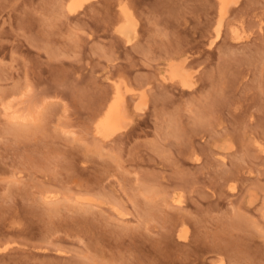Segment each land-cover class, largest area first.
Wrapping results in <instances>:
<instances>
[{
    "label": "rangeland",
    "instance_id": "1",
    "mask_svg": "<svg viewBox=\"0 0 264 264\" xmlns=\"http://www.w3.org/2000/svg\"><path fill=\"white\" fill-rule=\"evenodd\" d=\"M87 2L94 5L87 12H68L69 0H0V30L7 24L11 31L15 23L21 34L13 36L18 63H13L11 49L7 61L0 63V97H16L10 112L0 108V248H8L0 252V264H112L131 258L149 264L167 262L176 256L179 236L191 233L187 223L177 227V220L196 217L205 239L210 236L238 258L258 260L257 230L264 222V152L259 147L264 142V35L260 29L264 0L232 4L219 26L223 38L213 48L205 41L212 43L217 33V0ZM122 4L128 7L120 12ZM161 14L168 27H162L150 43L147 38L140 41L141 33L151 27L149 16ZM72 16L75 19L70 20ZM232 28L240 32L239 38L233 36ZM89 39L92 43L85 44ZM4 51L0 47V58ZM27 57L39 66L32 69ZM80 58L83 68L91 65L89 78L100 79L97 104L87 116L93 128L90 137L75 109L66 110L67 101L54 89L48 94L49 66L75 63L81 67ZM202 64H207V71H196ZM165 67L190 73L199 91L192 94L191 89L173 85L177 103L171 109L153 105L151 111L136 113L140 93L151 91ZM92 69L99 70L95 77ZM112 71L125 85L128 117L119 127L135 116L132 143L119 163L112 161L104 136L96 137L92 120L99 118L97 113L109 100ZM29 80L44 83L28 94L22 85ZM166 80L171 83L172 78ZM225 85L235 102L223 112L215 111L211 100ZM197 124H201L198 131ZM184 143L189 147L181 151ZM105 164L113 165L111 175H105L107 169L101 167ZM96 184L112 201L122 198L121 202L134 205L145 230L122 233L120 226L102 224V213L89 216L67 210L74 207L68 202L77 197L84 198L80 207H87V198L97 195ZM178 195L181 204L173 201ZM41 196L66 210L49 215L39 203ZM5 199L11 203L6 205ZM26 202L32 206L26 207ZM106 204L101 199L93 207ZM197 248L199 258L207 257L213 264L207 245L200 243Z\"/></svg>",
    "mask_w": 264,
    "mask_h": 264
},
{
    "label": "snow or ice",
    "instance_id": "2",
    "mask_svg": "<svg viewBox=\"0 0 264 264\" xmlns=\"http://www.w3.org/2000/svg\"><path fill=\"white\" fill-rule=\"evenodd\" d=\"M237 5L239 4V0H236ZM94 7L87 2V0H82V2L77 6V8H73L72 4L68 5V12H79V10L83 9L87 12L88 8ZM128 5H121V9L126 10ZM221 12L224 10V5L221 4ZM264 8V3L261 5ZM159 11V9H157ZM75 19V16L69 18ZM23 23V22H22ZM142 23H144L142 21ZM151 27H149L147 32H142L139 36L140 41H144L147 38V42L150 43L152 41L153 36L162 33V27H168L165 24L164 16H149V20L147 22ZM76 28H79L80 25H76ZM260 29L261 34L264 35V15L260 17ZM20 36L21 34L16 31L15 23L12 25L11 31L7 24H5L0 30V47L4 48L3 57L0 58V63H4L8 58V51L11 49V56L13 58V63H18V49L16 47L17 41L13 39V36ZM170 35V33H169ZM235 36L236 34L233 33ZM212 43H208L205 41L209 48H213L214 44L217 41H220L223 37L219 33L213 34ZM85 44H90L92 41L86 40ZM129 44H132V41H128ZM162 55V53H161ZM204 53H201V60H203ZM180 56H183V52L180 53ZM178 58V57H176ZM28 60H31V68H37L38 62L31 57H27ZM190 59V58H189ZM81 67H77L75 63L71 65H50L52 68V72L49 74V82L48 88L49 93L52 94L51 90H55V95L61 96L64 98L67 103L64 105L65 109H69L71 106L72 109H75L77 114L81 117L83 121V127L87 130L89 137L93 132L92 124L88 121V112L95 108L98 96L100 94V79L96 78L95 81L90 79L87 75L88 71L91 69V65H89L88 69L82 67L83 59H79ZM212 63H215L213 59ZM185 67H187V62H185ZM193 67L195 64L193 63ZM109 70H111V65H109ZM98 69H92L93 77L96 76ZM196 71L204 72L207 71V64H202L200 68L196 69ZM113 80L109 83H113L115 86V90L117 95L123 90V85L120 79L116 78V72L112 71ZM123 73H121V77ZM44 83V81H35L29 80L26 85H22V87H26V91L28 94H31L35 90V86ZM173 85H176L177 88L183 87L184 89H191V93L194 94L199 89L196 87L195 80L191 78L190 73H184L181 76L174 75L171 83H169L166 79L161 78L157 81L156 84L151 85L150 92H142L140 96L142 99L136 104V113H141L145 111H151L153 105L159 108L163 105L166 108L171 109L174 104L177 103L176 99L173 97ZM104 88H108V85L105 84ZM134 87V86H133ZM189 92H185L184 95H189ZM7 95L5 94L3 97H0V108H2L5 113L11 111V106L16 97H13L12 100L7 99ZM107 95L109 98L112 97V90L108 88ZM133 97L136 96V92L133 90L131 92ZM23 98V97H21ZM4 100H7V103H4ZM235 102V97L231 94L227 85L217 90L216 96L211 100V104L213 110L223 112L225 106H229ZM115 103V100H112V103H105V107L111 111L112 104ZM81 107L84 108V111H81ZM131 110V105H129V111ZM241 110V105L237 104V111ZM99 115V119L97 120L95 116L92 117V120L95 122V135L97 138L104 136L101 132V125L104 123L105 113L104 109L101 108L97 113ZM5 119H8L7 115ZM12 123H15L14 121ZM135 123V116L133 115L132 119L128 120L123 126L116 127L112 130L111 135L104 136L106 140L105 148H111V159L114 163H119L120 157L127 150V147L130 143H132L131 137L134 132L133 125ZM206 126V125H204ZM195 129L198 131L201 127V124L194 125ZM264 127V124H262ZM60 129H57L59 133ZM195 133H193V136ZM10 142V141H8ZM189 145L184 143L181 145V151L187 150ZM261 151L264 152V142L259 145ZM175 151V149H174ZM59 159H62L60 157ZM101 159H104L102 156ZM200 160V157L196 158ZM264 159V157H262ZM6 167V166H5ZM101 167H105L107 171L105 175H111L112 171H114V167L112 164L101 165ZM101 180L103 177L100 178ZM262 182H264V175L261 177ZM9 187L11 184L9 183ZM94 188L97 191V195L91 198H87L90 200V203L87 207H80V202L84 198L77 197L76 200L70 201L68 203L74 205V207L67 209L71 212L80 213L89 216H98V214H103V220H101L102 224H107L109 228L120 226V231L122 233L126 232L128 234L140 231L143 232L144 229V221L143 218H137L138 213L134 205H128L127 201L121 202L122 198H117L114 202L111 198L107 197L104 192L99 191V185H94ZM232 191L236 192V188L232 186ZM8 194H6L7 196ZM226 195V194H225ZM105 199L107 200V204L103 208H94L93 203ZM4 203L9 205L11 203L10 200L5 199ZM39 203L43 206L49 213V215H56L59 212L66 210L64 207L57 206L53 203V201L47 196H41ZM177 203H181V201H177ZM18 206V204H17ZM32 206V202H26V207ZM124 217H128L129 220L126 222ZM180 223H187V226L191 229L190 235H184L183 233L179 236L178 241H176V256L174 259H171L167 262L162 261H153L151 264H209L208 258L205 257L203 260L199 258L197 255L198 248L197 245L200 243H204L207 245L210 254L213 257V264H264V222L261 223V227L257 230L259 233V238L261 243L260 247V258L257 260L256 258L247 257V258H238L233 255L230 248H225L220 246L215 240H213L210 236L208 239H205V233L202 228L201 220L199 217L193 218L191 221H180L177 220L176 226L178 227ZM126 225V226H125ZM255 235V233H252ZM173 237L175 240V231H173ZM195 242V243H194ZM7 247L0 248V252H7ZM219 253V256L217 255ZM71 264H80L79 261H72ZM112 264H149L148 261H138L134 258L113 261Z\"/></svg>",
    "mask_w": 264,
    "mask_h": 264
},
{
    "label": "bare ground",
    "instance_id": "3",
    "mask_svg": "<svg viewBox=\"0 0 264 264\" xmlns=\"http://www.w3.org/2000/svg\"><path fill=\"white\" fill-rule=\"evenodd\" d=\"M82 2V0H69V4H72L73 5V8H77V6ZM217 7H218V14H219V20L220 22L218 23V28H217V33L219 31V26L221 23V21L223 20L225 14L227 13L228 11V8L232 5V4H235L236 1L235 0H217ZM223 4L224 5V10L223 12H221V7L220 5ZM125 5V4H124ZM122 12V10L120 11ZM130 23V22H129ZM124 24V23H123ZM126 24V23H125ZM120 25V24H119ZM131 26V25H130ZM129 26V27H130ZM232 27V26H230ZM233 27H235L233 25ZM126 28V26H125ZM129 29H132V28H129ZM236 29H238L236 27ZM236 29L232 28L231 29V33H235L236 36H241L238 34V31H236ZM230 30V29H229ZM239 30V29H238ZM234 36V35H233ZM239 38V37H238ZM235 39V37H234ZM240 40V39H239ZM180 63V62H179ZM176 65V64H175ZM170 66V65H169ZM177 66V65H176ZM181 66V65H178V67ZM171 67V66H170ZM169 67V68H170ZM185 68V67H184ZM182 72V73H180ZM179 73L177 72V69H171L170 71L169 70H166V67L164 70H162L161 72V78H164V79H167L170 77L173 78L174 75L176 76H181L185 73V71L183 72L182 70L180 71ZM187 73V72H186ZM169 74V75H168ZM125 94V93H124ZM123 94V92L121 91L118 95L116 93V90H115V86L113 87V90H112V97L109 98L108 102L107 103H112V100H115V103L112 104V108H111V111H109L106 107L104 108V113L106 114L105 115V119H104V123L101 125V132L104 134V136H108L111 134L112 130L116 127H119V125L121 124V122L123 121V119H125L126 117H128V114H127V103H126V100H125V95ZM100 118V117H99ZM98 118V119H99ZM97 119V120H98ZM122 125V124H121ZM55 196V195H54ZM55 198V197H54ZM173 201L175 203H177V201H181V203H183V200L181 198L180 195L178 196H175L173 197ZM181 203H177V204H181Z\"/></svg>",
    "mask_w": 264,
    "mask_h": 264
}]
</instances>
